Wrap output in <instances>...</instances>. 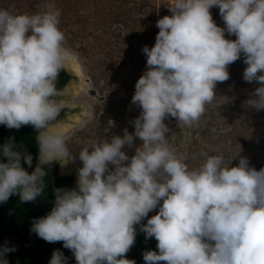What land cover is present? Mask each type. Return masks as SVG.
<instances>
[{
	"label": "clouds",
	"instance_id": "9594fccd",
	"mask_svg": "<svg viewBox=\"0 0 264 264\" xmlns=\"http://www.w3.org/2000/svg\"><path fill=\"white\" fill-rule=\"evenodd\" d=\"M166 7L154 45L142 48L146 70L131 98L140 109L130 121L134 130L125 127L76 154L67 133L52 127L67 107L59 76L75 56L60 27L61 9L52 0L32 14L0 9V125L32 126L38 145L31 172L22 162L31 168L33 156L14 138L0 145V203L14 195L35 202L51 165L63 169L78 157L75 187L54 188L53 207L30 227L48 243L62 242L75 264H136L126 254L137 225L157 242L158 251L143 252L145 264H264V167L251 165L241 150L228 164L223 153L204 152L203 163L190 167L165 122L197 125L241 57L243 80L259 85L242 107L264 110V0H169ZM14 250L0 246V264ZM67 261L55 249L48 264Z\"/></svg>",
	"mask_w": 264,
	"mask_h": 264
},
{
	"label": "rangeland",
	"instance_id": "374dc122",
	"mask_svg": "<svg viewBox=\"0 0 264 264\" xmlns=\"http://www.w3.org/2000/svg\"><path fill=\"white\" fill-rule=\"evenodd\" d=\"M46 0H0V9L12 13H35ZM61 9L60 27L66 44L78 56L90 87L104 99L92 103L91 118L68 135L73 154L95 140L123 134L140 109L131 105L135 83L146 70L145 45L155 43L158 28L153 16L164 0H144L138 7L116 5V0H52ZM220 26L223 21L218 7L211 9ZM231 38H235L234 36ZM246 65L243 57L229 66L230 79L216 86V98L206 106L197 125L189 128L177 125L174 118L166 120L172 129L170 141L185 153L190 167L203 163L202 153H223L225 164L240 150L251 165L264 167V110L242 107L258 83L243 80ZM114 122L115 126H112ZM140 143L137 138L136 144ZM128 154L133 149H126ZM78 159V157H77ZM238 158L232 161L235 165ZM150 212L155 214V211Z\"/></svg>",
	"mask_w": 264,
	"mask_h": 264
},
{
	"label": "water",
	"instance_id": "95a60500",
	"mask_svg": "<svg viewBox=\"0 0 264 264\" xmlns=\"http://www.w3.org/2000/svg\"><path fill=\"white\" fill-rule=\"evenodd\" d=\"M66 70L70 73L71 79L64 86L65 94L61 99L65 101L67 107L64 109V116L52 127L61 129L69 135L71 131L83 126L91 118L92 103H98L104 98L90 87V78L84 75V67L76 54L66 66ZM0 141L2 145L5 143L3 136ZM37 161L38 157L35 166ZM57 163L61 175L73 174L77 179L76 168L82 166L79 159L63 169L59 162ZM151 215L154 214L149 213V216ZM28 223L20 225L17 222L13 207L0 209V244L15 248L14 251L6 254L9 264H48L55 249H60L68 257L67 264H75L74 255L63 247L62 242L48 243L36 234L30 235L27 231ZM142 223H146V218ZM137 231H139L138 225Z\"/></svg>",
	"mask_w": 264,
	"mask_h": 264
},
{
	"label": "trees",
	"instance_id": "16d2710c",
	"mask_svg": "<svg viewBox=\"0 0 264 264\" xmlns=\"http://www.w3.org/2000/svg\"><path fill=\"white\" fill-rule=\"evenodd\" d=\"M71 75L65 69L62 70L59 76L58 87L63 89L64 86L70 81ZM64 116V110L61 112L58 120ZM36 131L32 126H23L19 130L8 129L4 125H0V138L3 136L5 142L9 138H14L16 144L21 146L27 152H30L33 156L32 167L29 168L26 163L23 166L31 172L35 168V161L38 157V145L36 142ZM0 145H2L0 141ZM47 167V166H46ZM46 187L44 195L38 197L35 202L21 203L18 195L11 196L6 203H0V209L14 208V213L17 222L23 225L25 222H29L27 225V231L30 235L34 236L35 233L30 231V227L33 218H39L46 215L53 207V201L55 195L54 188H73L76 185V179L73 175H58V164L54 162L48 169V175L45 177ZM155 238L146 240L143 232L137 231L136 241L131 250L126 254V258L135 260L136 264H145L143 260V252L146 250H157ZM0 246H2L0 244ZM7 259V256H6ZM8 261V259H7ZM9 264V262H8ZM163 264V262H160Z\"/></svg>",
	"mask_w": 264,
	"mask_h": 264
},
{
	"label": "built area",
	"instance_id": "2783aa9c",
	"mask_svg": "<svg viewBox=\"0 0 264 264\" xmlns=\"http://www.w3.org/2000/svg\"><path fill=\"white\" fill-rule=\"evenodd\" d=\"M144 0H116V5L126 7V8H134L136 6H140L143 3ZM169 0H164L162 6H159V9L157 10L156 13H154L153 19L156 24V21L169 13V10L166 6H168ZM159 31V29H158Z\"/></svg>",
	"mask_w": 264,
	"mask_h": 264
},
{
	"label": "flooded vegetation",
	"instance_id": "af4514ba",
	"mask_svg": "<svg viewBox=\"0 0 264 264\" xmlns=\"http://www.w3.org/2000/svg\"><path fill=\"white\" fill-rule=\"evenodd\" d=\"M58 164V163H57ZM58 175H60V176H62L61 174H60V172H59V166H58ZM66 175H73V174H66ZM74 177H75V179H76V176L75 175H73Z\"/></svg>",
	"mask_w": 264,
	"mask_h": 264
}]
</instances>
